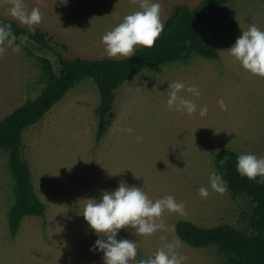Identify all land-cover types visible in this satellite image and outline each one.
Returning a JSON list of instances; mask_svg holds the SVG:
<instances>
[{"label":"rangeland","instance_id":"rangeland-1","mask_svg":"<svg viewBox=\"0 0 264 264\" xmlns=\"http://www.w3.org/2000/svg\"><path fill=\"white\" fill-rule=\"evenodd\" d=\"M202 1L68 0L65 5L61 0H23L27 11L40 9L42 21L35 28L47 33L50 45L64 58L89 60L121 59L106 55L101 38L142 4L158 2L164 24L174 6L195 8ZM11 6L12 0H0V17L21 25L10 16ZM251 24L264 31V0H235L206 19L202 33L216 47L219 59L196 56L144 71L126 82L116 92L114 119L99 143L100 98L88 79L25 129L24 158L46 212L44 219L25 218L15 237L7 225L12 179L7 155L0 152V264H103V254L89 250L97 236L78 214L86 199H99L120 182L142 188L153 201L172 195L186 210L184 215L165 211L158 222L166 230L148 237L121 229L117 239L134 240L137 247L129 264L153 255L166 242L162 235L168 242L179 239L175 233L179 221L205 228L224 224L244 228L253 206L246 197L209 188V196L202 198L199 189L208 187L215 154L221 150L264 157V78L246 72L227 51ZM56 44L66 45L67 51ZM15 45L19 52L9 47L0 55V120L39 94L43 86L37 57L49 59L59 70L52 53L38 51L24 40ZM177 81L200 90L199 97L182 95L194 99L198 107L206 105V116L168 109V85ZM121 127L132 132L117 131ZM176 251L186 257L183 264L223 261L214 248L194 249L181 242Z\"/></svg>","mask_w":264,"mask_h":264},{"label":"trees","instance_id":"trees-1","mask_svg":"<svg viewBox=\"0 0 264 264\" xmlns=\"http://www.w3.org/2000/svg\"><path fill=\"white\" fill-rule=\"evenodd\" d=\"M235 0H203L197 7L176 5L163 24V31L150 49L137 48L129 58L89 60L68 59L50 45L47 33L0 17L10 23L16 36L15 43L24 40L38 51L57 57L56 72L51 61L37 57L42 88L39 94L15 108L0 120V152L7 155V168L12 179L13 203L8 211L7 225L11 237L21 229L25 218H45L46 207L35 193L30 168L24 158L22 134L37 124L66 94L83 80H91L99 93L96 142L107 133L114 119L113 104L117 90L126 82L148 70L174 63H185L192 57L216 61L219 54L214 44L201 29L202 23L224 6ZM67 51V46H59ZM239 155L231 150L215 154L214 169L222 174L227 189L233 196L246 197L252 206L244 228L227 224L213 228L199 227L179 221L175 233L181 242L194 249L214 248L221 255V264H264V183L241 178L236 172ZM257 179H260L259 177ZM139 264V262H138Z\"/></svg>","mask_w":264,"mask_h":264},{"label":"clouds","instance_id":"clouds-1","mask_svg":"<svg viewBox=\"0 0 264 264\" xmlns=\"http://www.w3.org/2000/svg\"><path fill=\"white\" fill-rule=\"evenodd\" d=\"M61 2L66 5L68 0ZM9 14L26 26L29 32H34L35 26L42 21L40 9L32 8L30 12L27 11L23 0H12ZM162 31L160 4L146 2L141 5V10L125 16L119 24L106 32L101 43L109 58H129L135 54L137 46L152 48ZM15 41L11 24L0 22V55L5 54L9 47L19 52L20 47L15 45ZM227 51L246 72L264 78V31L255 24L242 31ZM182 93L192 97L201 95L197 87L186 86L180 81L168 85L166 103L170 111L186 113L189 116L198 111L200 117L207 115L206 105L198 107L194 99H189ZM117 131L131 133L132 129L121 127ZM136 140L142 142L143 138L137 136ZM236 172L241 178L264 183V157L258 158L251 153L240 154L236 161ZM209 188L219 194L227 191V183L222 174L213 170L209 175L208 187H201L199 195L207 198ZM86 200L87 203L78 215L83 216L89 229L97 236L89 250L102 253L103 264H129V261L136 258L135 241L117 239L121 229L130 228L136 236L148 237L166 230L165 225L158 222L165 211L179 215H184L186 211L185 205L177 202L172 195L153 201L142 188L129 186L125 182H120L115 190H104L99 199ZM160 239L166 242L153 255L140 260L139 264H183L186 257L178 255L176 251L181 243L179 239L168 242L163 235Z\"/></svg>","mask_w":264,"mask_h":264}]
</instances>
